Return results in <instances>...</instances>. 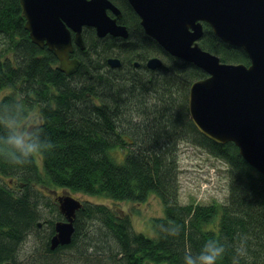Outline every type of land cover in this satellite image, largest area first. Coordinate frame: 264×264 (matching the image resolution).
<instances>
[{
    "label": "trees",
    "instance_id": "16d2710c",
    "mask_svg": "<svg viewBox=\"0 0 264 264\" xmlns=\"http://www.w3.org/2000/svg\"><path fill=\"white\" fill-rule=\"evenodd\" d=\"M116 1L128 11L131 33L127 38L99 37L92 28L82 30L86 46H76L75 52L81 64L67 75L53 51L32 41L20 1L0 0V108L15 111L19 105V123L40 130L42 138L55 145L24 164L0 156V264H20V244L42 216L44 189L39 186L116 201L142 202L156 194L164 206V215L152 220L155 234L148 235L133 229L130 214L83 201L73 220L71 243L51 249L48 238L44 259L49 252L73 245L80 235L101 233L117 242L112 252L115 264H183L185 251L197 254L209 239L225 247L217 264H264V174L245 160L233 141L211 140L194 125L188 88L206 72L166 52L141 28L127 0ZM204 25L202 47L226 63L250 62L242 47L225 43ZM154 51L166 59L155 69L144 60ZM113 53L121 57V66L108 64ZM180 135L229 163L226 202H180L176 153ZM114 148L123 152V158L114 155ZM4 177L15 186L3 182ZM97 220L98 230L92 226ZM52 225L54 233L55 222ZM172 228L179 234L170 235ZM44 259L37 264H46Z\"/></svg>",
    "mask_w": 264,
    "mask_h": 264
},
{
    "label": "water",
    "instance_id": "95a60500",
    "mask_svg": "<svg viewBox=\"0 0 264 264\" xmlns=\"http://www.w3.org/2000/svg\"><path fill=\"white\" fill-rule=\"evenodd\" d=\"M19 1L32 41L52 50L67 75L77 72L81 64L71 52L74 44L85 48L84 26L95 27L99 37L129 36L127 26L117 22L122 12L111 0ZM129 1L145 32L166 52L206 72L188 88V110L198 131L216 142L233 141L245 160L264 174V0ZM107 9L117 17L112 18ZM204 23L225 43L242 47L250 62L226 63L202 47L199 41ZM107 62L112 67L121 66L118 56H109ZM162 65L164 59L157 55L147 61L153 69ZM56 201L64 219L55 222L51 249L71 243L73 220L83 206L68 191Z\"/></svg>",
    "mask_w": 264,
    "mask_h": 264
},
{
    "label": "rangeland",
    "instance_id": "374dc122",
    "mask_svg": "<svg viewBox=\"0 0 264 264\" xmlns=\"http://www.w3.org/2000/svg\"><path fill=\"white\" fill-rule=\"evenodd\" d=\"M116 51L117 49L113 50V52ZM112 55L116 54L113 53ZM150 55H157L164 59V62L166 61L165 54L162 52L154 51ZM2 95L3 93L0 92V98ZM176 144L180 202L183 204L190 202L191 204H208L214 201L226 202L230 195L229 163L225 159L212 154L207 148L190 137L180 135L176 140ZM114 151L117 158H123L122 151L116 148H114ZM10 181L11 179L8 177L3 179V182ZM10 184L15 186L13 182H10ZM39 188L44 189L42 190L44 194L41 195L42 203L40 205L42 216L38 219L36 228L28 233L27 238L20 244L17 254L20 264H37L47 255L46 242L53 234L52 224L63 218L56 201L57 196L67 191L90 204L103 203L121 215L130 214L133 229L145 232L148 235L155 234L152 225L153 218L164 215V206H162V201L156 194L149 195V198L142 202L116 201L103 195L71 191L67 188L45 189L42 186H39ZM95 222L96 224H92V226L98 230L100 221ZM92 226L90 225V227ZM90 232L92 233V231ZM90 235L93 237L85 238L80 235L73 245L60 251L49 252L43 262L46 261V264H115L116 261L112 258V252L114 253L117 250V242H114L111 236L104 235V238L101 233Z\"/></svg>",
    "mask_w": 264,
    "mask_h": 264
},
{
    "label": "clouds",
    "instance_id": "9594fccd",
    "mask_svg": "<svg viewBox=\"0 0 264 264\" xmlns=\"http://www.w3.org/2000/svg\"><path fill=\"white\" fill-rule=\"evenodd\" d=\"M22 108L15 106V111L8 107L0 108V126L4 132L0 134V156L17 164H24L39 152L55 147L50 139H43L42 133L36 128H27L19 123ZM170 235L179 234L178 228H172ZM225 254V247L216 239L204 242L197 254L185 251L183 264H217Z\"/></svg>",
    "mask_w": 264,
    "mask_h": 264
},
{
    "label": "flooded vegetation",
    "instance_id": "af4514ba",
    "mask_svg": "<svg viewBox=\"0 0 264 264\" xmlns=\"http://www.w3.org/2000/svg\"><path fill=\"white\" fill-rule=\"evenodd\" d=\"M120 10H121V16L120 17H118V20H117V22L119 23V25L120 24H124V25H126L127 26V28L126 29H128V31H129V34L131 33V29H130V18L129 17H127L128 15H127V13H128V11L127 10H125L124 8H122L123 7V5L122 4H119L118 5V3H117V1L116 0H111ZM127 2H128V5H127V7L129 6V8L131 9V11L133 12V14L136 16V18H137V20H138V23L140 24V26H142V24H141V18H140V16L137 14V12L135 11V9L134 8H132L133 6H132V4L130 3V1L129 0H127ZM129 10V9H128ZM107 12H108V14L112 17V18H115V17H117V14L112 10V9H107ZM132 16V15H131ZM204 27H205V25H204ZM86 28H92V29H94V31H96V29H95V27H92V26H84L83 27V30H85ZM143 30H144V28H143V26L141 27ZM145 31V30H144ZM73 33V35H74V32H72ZM97 34V33H96ZM83 36H84V34H83ZM113 36V35H112ZM116 37H122V36H116ZM123 38V37H122ZM154 39V38H153ZM155 40V39H154ZM156 41V40H155ZM159 44V43H158ZM160 45V44H159ZM76 44H74V50H73V52H71V57H78L79 59H81L78 55H76V50H77V48H76ZM161 46V45H160ZM44 47H47V46H44ZM78 47V46H77ZM162 47V46H161ZM48 48V47H47ZM80 48V47H79ZM247 53V52H246ZM114 56H118V55H114ZM152 56V55H151ZM153 56H155V55H153ZM152 56V57H153ZM119 57V56H118ZM150 57H147V59H145V63H146V65H147V61H148V59H149ZM120 59H121V57H120ZM59 60V59H58ZM249 61H250V58H249ZM133 62V65L134 66H139V61H137V60H134V61H132ZM136 62H138V64L136 65ZM59 196V195H58ZM82 202H83V200H82ZM84 203V202H83ZM59 220V219H58ZM57 221V220H56ZM54 233H55V231H54ZM53 233V234H54ZM52 234V235H53ZM50 238H51V236H50ZM56 249V248H55Z\"/></svg>",
    "mask_w": 264,
    "mask_h": 264
},
{
    "label": "bare ground",
    "instance_id": "6f19581e",
    "mask_svg": "<svg viewBox=\"0 0 264 264\" xmlns=\"http://www.w3.org/2000/svg\"><path fill=\"white\" fill-rule=\"evenodd\" d=\"M50 50V49H49ZM52 51V50H51Z\"/></svg>",
    "mask_w": 264,
    "mask_h": 264
}]
</instances>
